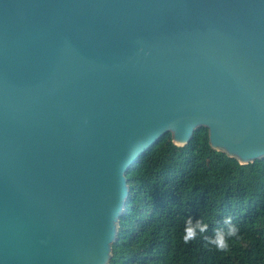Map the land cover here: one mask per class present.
I'll use <instances>...</instances> for the list:
<instances>
[{"label":"water","instance_id":"obj_1","mask_svg":"<svg viewBox=\"0 0 264 264\" xmlns=\"http://www.w3.org/2000/svg\"><path fill=\"white\" fill-rule=\"evenodd\" d=\"M200 128L264 159V0H0V264H110L127 172Z\"/></svg>","mask_w":264,"mask_h":264},{"label":"trees","instance_id":"obj_2","mask_svg":"<svg viewBox=\"0 0 264 264\" xmlns=\"http://www.w3.org/2000/svg\"><path fill=\"white\" fill-rule=\"evenodd\" d=\"M130 196L110 264H264V159L241 165L214 151L197 129L185 147L171 133L126 174ZM188 217L208 224L207 236L231 217L239 236L229 250L182 240Z\"/></svg>","mask_w":264,"mask_h":264},{"label":"clouds","instance_id":"obj_3","mask_svg":"<svg viewBox=\"0 0 264 264\" xmlns=\"http://www.w3.org/2000/svg\"><path fill=\"white\" fill-rule=\"evenodd\" d=\"M223 223L226 230L218 228L212 236H207L205 233L208 231V224L202 219H195L194 221L192 217H188L185 221L182 240L185 244H189L202 236L206 246H210L219 252H227L229 241L239 236V229L232 223L231 217L226 218Z\"/></svg>","mask_w":264,"mask_h":264}]
</instances>
